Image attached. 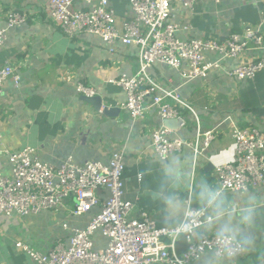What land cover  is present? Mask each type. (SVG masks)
Returning <instances> with one entry per match:
<instances>
[{"label":"crops","instance_id":"0c3cea01","mask_svg":"<svg viewBox=\"0 0 264 264\" xmlns=\"http://www.w3.org/2000/svg\"><path fill=\"white\" fill-rule=\"evenodd\" d=\"M111 2L121 26L128 0ZM14 11L25 14L27 20L9 29L7 43L0 48V67L12 61L21 76L19 87L10 81L0 94V172L11 173L8 152L24 147L35 148L39 160L55 166L69 156L78 163L96 160L108 164L113 151L121 148L126 163L125 199L137 203L135 215L141 211L150 214L137 199L139 189L134 177L140 162L154 152L151 130L167 123L154 109L144 119L132 120L121 106L126 100L124 90L110 83L121 74L137 73L138 47L118 41L113 53L97 35L68 36L49 20L44 0H0V28ZM177 21L191 24L193 34L206 38L242 33L250 26H260L264 35V0H222L218 5L212 0H199L193 11L181 6ZM178 35L188 36L184 32ZM261 54L264 50L251 56ZM248 57L244 55L242 60ZM149 73L166 87L178 89L196 110L203 131L212 130L228 117L239 126L263 127L264 70L254 79L241 81L225 79L221 73L205 81H187L177 69L160 63ZM79 82L95 87L105 105L115 108L114 114L108 115L103 107L97 110L84 101L77 90ZM180 111L181 117L175 118L180 122L169 123L171 137L192 140L197 134L195 118L186 108ZM232 128L231 122L225 121L208 155L198 160L196 170L204 178L217 181L215 167L234 160ZM182 152L194 158L191 148L185 147ZM95 210L82 216H68L65 209L14 217L0 213V264H38L18 242L42 253L49 252L57 241L68 245L71 231L63 225L85 227ZM94 241L96 248L107 244L99 231Z\"/></svg>","mask_w":264,"mask_h":264},{"label":"built area","instance_id":"2783aa9c","mask_svg":"<svg viewBox=\"0 0 264 264\" xmlns=\"http://www.w3.org/2000/svg\"><path fill=\"white\" fill-rule=\"evenodd\" d=\"M49 20L70 37L82 33L97 35L115 52L118 41L139 49V69L134 75L121 74L111 84L122 88L126 100L121 106L132 120L144 119L154 109L162 121L181 117L180 108L188 109L195 118L197 134L192 140L171 137V129L162 125L150 132L153 150L180 153L185 147L193 151L194 162L207 156L225 121L232 124L235 144L232 162L214 169L217 182L228 187L243 184L264 187V124L239 126L231 117L215 128L203 131L196 110L183 99L177 88H170L153 79L149 70L156 64L177 69L192 81H205L214 73L231 81L254 79L264 70V35L260 26L247 27L242 33L225 37H204L193 34V26L177 21L179 9L194 10L199 0H128L124 21L120 26L111 0H44ZM220 4L222 0H212ZM21 12L7 15L0 28V48L8 40L9 29L26 22ZM184 32L188 36L179 37ZM219 56L212 59L211 56ZM244 55L249 57L242 60ZM12 81L20 86L16 65L7 61L0 67V94ZM79 93L92 97L99 92L85 83L77 84ZM264 121V114L261 116ZM11 173L0 172V213L7 217L27 216L45 211L65 209L68 216L94 215L82 228L69 227V244L57 241L47 253L28 245H17L38 264H180L181 251L170 245L155 219L147 211L135 215L137 203L125 199L126 172L123 149H115L108 164L96 160L84 163L67 157L55 166L39 160L36 149L24 147L8 152ZM108 193L105 197L104 193ZM107 239L104 248H96L95 234ZM181 251V252H180Z\"/></svg>","mask_w":264,"mask_h":264},{"label":"clouds","instance_id":"9594fccd","mask_svg":"<svg viewBox=\"0 0 264 264\" xmlns=\"http://www.w3.org/2000/svg\"><path fill=\"white\" fill-rule=\"evenodd\" d=\"M134 181L170 245L184 249L180 264H264V187L230 188L201 176L187 153L163 150Z\"/></svg>","mask_w":264,"mask_h":264},{"label":"water","instance_id":"95a60500","mask_svg":"<svg viewBox=\"0 0 264 264\" xmlns=\"http://www.w3.org/2000/svg\"><path fill=\"white\" fill-rule=\"evenodd\" d=\"M82 99L88 103H91L92 105H94V107L97 109V110H101L102 107H103V112L108 114V115H113L114 112H115V108L112 107L109 109V107L107 105H105L104 103V99L102 96L100 95H95V96H92V97H89V96H86V95H83L82 96ZM175 121L177 122L178 120H175V119H169V120H166L165 122L167 123V126L169 127V123L171 122H174ZM180 122V121H178Z\"/></svg>","mask_w":264,"mask_h":264}]
</instances>
